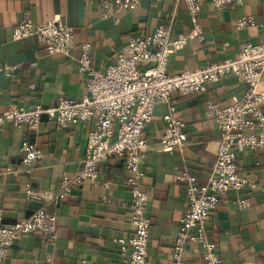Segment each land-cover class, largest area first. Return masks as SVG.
<instances>
[{
    "label": "crops",
    "instance_id": "obj_1",
    "mask_svg": "<svg viewBox=\"0 0 264 264\" xmlns=\"http://www.w3.org/2000/svg\"><path fill=\"white\" fill-rule=\"evenodd\" d=\"M204 40L188 39L184 50L172 54L170 75L193 71L209 63L237 59L248 43H264V0H230L217 9L210 0H199ZM28 15L35 26L61 20L74 30L69 57L49 55L35 38L14 40L13 31ZM252 17L253 27L236 28L240 19ZM171 29L173 38L191 31L183 0H140L132 12L104 18L100 0H0V111L9 107L57 106L62 98L82 101L85 84L79 74L81 46L91 47V63L104 73L135 37L149 36L157 27ZM260 89L264 91V80ZM243 82L227 77L208 86L205 93L183 98L176 95L175 117L185 124L187 146L170 154L160 146L167 104L156 107L145 131L147 152L141 170L142 190L149 199L148 257L150 264H171L181 219L187 211L184 184L178 179L189 172L201 185L214 171L219 146L216 122L207 116L211 103L235 105L245 93ZM91 127L79 124L62 128L47 116L38 129L0 127V212L5 224L30 219L39 210L55 219L57 237L43 242L41 235L18 238L8 252L6 264H121L119 239L133 235L129 209L128 178L122 159H106L99 165L102 184L75 187L62 201L56 197L63 175L74 177L86 155ZM35 144L43 158L34 172L22 171L20 147ZM239 174L264 188V150L238 155ZM40 200H27V191ZM243 198L245 208L236 201ZM206 231L224 264H264V196L255 190L230 192L227 203L210 214ZM201 250L191 246L184 264H203Z\"/></svg>",
    "mask_w": 264,
    "mask_h": 264
},
{
    "label": "built area",
    "instance_id": "obj_2",
    "mask_svg": "<svg viewBox=\"0 0 264 264\" xmlns=\"http://www.w3.org/2000/svg\"><path fill=\"white\" fill-rule=\"evenodd\" d=\"M183 1L191 25L188 35L173 38L170 28L160 26L149 36H134L104 73L92 66L90 45H82L78 69L86 88L82 101L62 98L53 108L35 105L0 111V127L10 124L16 130L24 127L38 129L44 116L62 128L79 124L91 127L82 170L74 177L63 175L61 179L56 194L61 201L71 195L75 187L85 183L109 188L100 181L99 165L106 159L124 161L128 178L123 185L130 193L129 209L134 232L130 238L118 240L121 264H150L149 199L142 190L145 173L141 170L147 155L145 131L152 123L156 107L167 104L169 113L164 117L160 146L170 154L185 150V124L175 117L176 95L187 98L205 93L209 85L227 77L239 78L246 89L235 105L222 107L211 103L208 108V118L217 125L219 146L214 174L207 184L201 185L187 171L178 175L185 187L187 211L180 222L171 264H184L186 252L193 245L200 248L203 264H224L216 245L207 235L210 214L217 206L227 203L231 191L241 193L251 189L264 196V188L239 174L237 163L239 154L264 150V91L260 89L264 80V43L244 45L237 59L209 63L193 71L170 75L168 66L172 54L184 50L190 38L204 40L199 0ZM210 1L217 9H225L230 3V0ZM139 6L140 0H100L104 18L135 11ZM253 26L252 17L240 19L236 24L238 30ZM14 30V40L33 37L49 55L69 57L74 48V30L61 20L35 26L26 15ZM262 30L264 32V24ZM20 150L22 171L31 175L43 158L42 150L28 141L22 142ZM40 198L38 193L27 191V200ZM236 204L245 208L246 201L239 198ZM3 218L0 212V264H6L8 252L20 237L39 234L43 242L57 237L55 219L43 209L18 223L5 224Z\"/></svg>",
    "mask_w": 264,
    "mask_h": 264
}]
</instances>
